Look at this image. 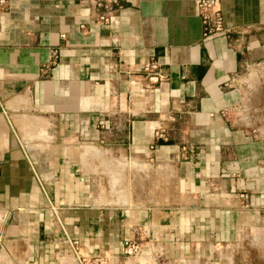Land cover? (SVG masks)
<instances>
[{
	"label": "crops",
	"instance_id": "1",
	"mask_svg": "<svg viewBox=\"0 0 264 264\" xmlns=\"http://www.w3.org/2000/svg\"><path fill=\"white\" fill-rule=\"evenodd\" d=\"M4 1L0 264H79L69 240L105 264H221L264 224V0H219L232 32L213 38L198 0Z\"/></svg>",
	"mask_w": 264,
	"mask_h": 264
},
{
	"label": "built area",
	"instance_id": "2",
	"mask_svg": "<svg viewBox=\"0 0 264 264\" xmlns=\"http://www.w3.org/2000/svg\"><path fill=\"white\" fill-rule=\"evenodd\" d=\"M5 5L4 0H0V7ZM98 7L102 6L100 2H97ZM104 9L97 14V20L100 23L107 24L110 19L115 15L116 9L111 5L103 6ZM196 13L200 17L203 34L205 37L213 38L218 36H227L232 32V28H228L223 23V14L219 4V0H198L195 5ZM50 63L42 65V73H46L49 70ZM143 72L146 73V77L148 80L147 87H151L153 84L158 83L163 79V74L160 71L159 64L151 60L145 63L142 67ZM153 137L158 140H167V133L165 126H159L155 129ZM153 148V145L151 146ZM187 150L186 146L182 147V152L184 153ZM70 247L74 254L77 256V260L79 264H105L104 260H86L85 258H79L77 242L74 240L68 241ZM153 253L152 248L149 246H143L140 240L131 239L129 240L124 248L123 254L128 258H141L150 256L154 258H160L159 254H151Z\"/></svg>",
	"mask_w": 264,
	"mask_h": 264
},
{
	"label": "rangeland",
	"instance_id": "3",
	"mask_svg": "<svg viewBox=\"0 0 264 264\" xmlns=\"http://www.w3.org/2000/svg\"><path fill=\"white\" fill-rule=\"evenodd\" d=\"M250 100L255 101L258 105H264V68L252 67L250 69ZM253 114L254 118H257L256 112ZM88 145L91 144L82 146ZM95 149L103 150L99 147ZM221 251V264H264V224L256 229L242 230L232 245L221 248ZM214 257L216 258L218 255H214ZM141 258L146 259V257ZM157 259L160 261L161 258Z\"/></svg>",
	"mask_w": 264,
	"mask_h": 264
}]
</instances>
